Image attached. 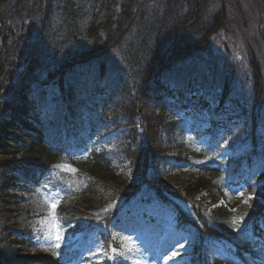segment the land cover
I'll use <instances>...</instances> for the list:
<instances>
[{
  "label": "trees",
  "instance_id": "obj_1",
  "mask_svg": "<svg viewBox=\"0 0 264 264\" xmlns=\"http://www.w3.org/2000/svg\"><path fill=\"white\" fill-rule=\"evenodd\" d=\"M193 1L184 6L177 5L178 0H0V141L9 132L12 137L7 141L13 143L14 150L25 151L18 159L10 158L6 168L11 165L7 170L22 171L35 179L50 175L66 161L86 183H101L106 197L98 198L100 203L84 194L78 202L61 209V216L71 219L76 227L83 228L84 222L86 227L107 223L112 215L109 208L137 197L145 203H173L186 207L179 223L193 224L203 240L223 238L236 248L242 264H263L264 143L247 162L216 163L206 160L203 152H194L188 160L186 186L180 193L154 187L148 178L153 164L165 153L158 130L168 134L174 123L148 116L139 96L151 97L152 84L177 77L188 61L204 62L201 52L205 47L188 50L186 43L195 42L190 35L183 38L172 28H164L158 36L150 20V26L141 20L143 13L159 14L160 8H165V19L174 24L182 17L180 9L188 7L181 25L185 31L190 28L192 37L206 35L207 40L223 22L214 17L215 8L204 22L198 11L205 6L196 4L199 8H195ZM222 10L223 21L226 14ZM188 21L194 28L192 24L188 27ZM120 51L123 55L118 63L122 67L118 68ZM248 65L249 80L245 82L250 85L239 97L231 85L235 71L226 72L230 76L211 85L218 89L223 79L224 92L230 90L232 100L223 96L222 101L230 102L244 116L239 133L231 134L237 142L241 136H245L244 141L254 140L259 135L256 132L264 130V66L257 59ZM184 77L193 85L210 88L205 75L192 80L189 72ZM181 102L184 106L199 103L196 97ZM161 106L164 113L165 106ZM75 125L84 129L76 144L71 133ZM98 127L107 137L108 129L117 131L118 151L111 154L90 148L83 159L73 156L71 149ZM137 137L140 148L134 151ZM125 163L130 165L129 173L119 170ZM240 182L251 198L233 210L218 206L224 187ZM260 236L261 241L254 240Z\"/></svg>",
  "mask_w": 264,
  "mask_h": 264
},
{
  "label": "rangeland",
  "instance_id": "obj_2",
  "mask_svg": "<svg viewBox=\"0 0 264 264\" xmlns=\"http://www.w3.org/2000/svg\"><path fill=\"white\" fill-rule=\"evenodd\" d=\"M212 1L194 0L192 2L194 5L203 4L205 6V10L198 11V15L204 22L208 15H212L210 12L213 8H215L213 12L216 13L214 17L218 18L221 23L223 22L221 28H217L209 34L208 38L206 37L207 40L206 35H198V38L192 37L193 35L188 34L190 28L185 31L181 25L186 21L185 17L189 13L188 7L180 9L182 17L174 24L170 23L169 18L165 19V8H160L159 14L158 12L143 13L144 19L141 22L150 26L151 21L154 24L152 29L158 30L156 33L158 36L164 28H169L168 30L172 28L173 33L183 38L185 34L190 35V38L195 41L186 43L188 50L205 47V50L201 52L204 62L188 61L177 77L163 78L162 83L152 84L151 97L139 96L147 108L145 109L148 116L152 118L159 116L165 124L174 123V127L169 130L168 134L158 130L162 150L165 153L160 156L149 173L150 184L154 187H163L180 193L186 186L188 178L185 163L191 156V151H197L200 147L207 149L212 158L230 159L234 157L246 160L252 153L250 144L240 146L239 142H236L235 150L227 148L228 144H233L235 140L232 137L224 139L222 134L223 127L228 124V118L237 116L236 122L241 123L243 116H238L232 111L209 110L203 106H199L201 113L196 110V106L188 107L189 110H179L178 106L181 103L174 98L169 101L167 97L156 99V96H161L163 92L170 96L175 95L177 98L187 97L189 99L196 93H192L194 89L198 91L196 99L200 105L209 102L211 106L214 94H217L218 98L228 96L231 101L232 92L230 90L229 93L224 92L223 79L222 84L216 87L217 91H213L211 85L216 84L221 77L230 76L225 74L226 72L235 71L231 85L233 92L239 97L250 85V82H245L249 80L247 76L249 62L257 59L264 66V0H215L213 3ZM180 3L187 6L189 0H178L177 5ZM195 8L199 7L196 5ZM222 9L226 14V19L223 21V13H219L223 12ZM164 23L167 25L165 26ZM176 24H180V27L176 28L178 26ZM191 24L193 27V23L188 21V27ZM140 29L145 30L144 27ZM160 39L162 43L164 35ZM155 50L157 51V46ZM122 55L123 51L117 55L118 68L122 67L118 63L120 58L122 60ZM123 66H125L124 63ZM189 72L192 80L197 76L200 78L201 74L207 76L210 89L203 90L204 93L201 95L202 87L193 85L189 77H184ZM141 87L145 88V85ZM215 103L212 106L213 109L217 106L221 107L219 99H216ZM162 104L165 106L164 113H161L159 108H162ZM228 105L230 102H226L225 106ZM235 108L234 105L231 106L232 110ZM188 112H192L193 115L187 116ZM210 113L214 114V119L219 121L221 127L215 129V138L211 133L206 132L200 139H197L195 131L204 132L210 125L213 130L212 121L209 120ZM2 118L4 119V116ZM241 128L242 124L235 126L233 133L238 134ZM71 129L73 140L82 139L84 129L81 125H75ZM219 131L222 133H218ZM94 132L79 141L77 148L87 146L89 140L93 139L91 142L101 140L98 146L106 148L108 152L118 151L116 140L110 145L105 146L107 142L102 145L108 138L112 139L117 131L108 129V137L101 127ZM138 133V126H136V134ZM8 134L9 132L4 133L3 140L0 141V153L5 155L10 153L7 157L0 154V162L3 164L0 168V264H54L53 253L64 246H72V249L77 252L71 264H238V258L227 251V247L231 249L227 243L199 244L196 230L192 226L177 225L175 211L170 207L158 209L157 207H145L135 202L123 211L118 216L113 237L108 238L109 243H114L116 240L120 246L119 249H105L106 247L96 233L73 234L72 226L66 228L59 225L55 211L60 203L77 199L84 190V183L77 178L73 168L65 164L57 168L59 174L54 175V178H58L59 183L55 185L47 180L42 182L32 180L22 171L7 170L11 167L9 165L6 168L10 158L18 159L25 152L14 150L13 143L7 141V138L12 137ZM210 139H213V145H208ZM243 139L244 136L240 138V141L242 142ZM20 141L24 143L23 140L20 139ZM138 148H140V137H137L132 149L136 151ZM217 149L221 150L219 154ZM74 152L84 153L83 150L78 149ZM129 166L125 164L121 170L129 173L131 171L127 170ZM100 185L99 182L91 183L84 197L94 196L96 199L92 197V200L100 203L98 198L106 197L105 188L103 190ZM247 199L248 196L243 186L229 187L224 190L223 203L226 205H237ZM148 218L155 222L146 223L144 220ZM58 234L60 235L59 240L56 238ZM57 244L59 247H56ZM174 251L176 255L168 259L172 257Z\"/></svg>",
  "mask_w": 264,
  "mask_h": 264
},
{
  "label": "snow or ice",
  "instance_id": "obj_3",
  "mask_svg": "<svg viewBox=\"0 0 264 264\" xmlns=\"http://www.w3.org/2000/svg\"><path fill=\"white\" fill-rule=\"evenodd\" d=\"M52 207L54 208L55 205L53 204ZM56 238H57V240H59V239H60V235L58 234ZM56 247H59V244H57ZM175 255H176V252L174 251V252L172 253V257H168V259L173 258Z\"/></svg>",
  "mask_w": 264,
  "mask_h": 264
}]
</instances>
